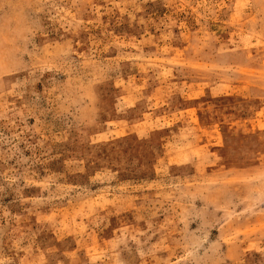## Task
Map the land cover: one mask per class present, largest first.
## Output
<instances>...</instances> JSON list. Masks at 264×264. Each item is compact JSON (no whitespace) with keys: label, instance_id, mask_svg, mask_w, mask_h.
<instances>
[{"label":"rangeland","instance_id":"rangeland-1","mask_svg":"<svg viewBox=\"0 0 264 264\" xmlns=\"http://www.w3.org/2000/svg\"><path fill=\"white\" fill-rule=\"evenodd\" d=\"M0 264H264V0H0Z\"/></svg>","mask_w":264,"mask_h":264}]
</instances>
